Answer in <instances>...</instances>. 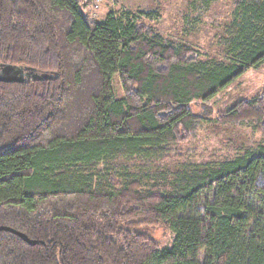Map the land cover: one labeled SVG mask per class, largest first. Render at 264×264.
Returning a JSON list of instances; mask_svg holds the SVG:
<instances>
[{
  "label": "trees",
  "instance_id": "trees-1",
  "mask_svg": "<svg viewBox=\"0 0 264 264\" xmlns=\"http://www.w3.org/2000/svg\"><path fill=\"white\" fill-rule=\"evenodd\" d=\"M227 1L219 61L166 41L153 12L92 20L81 0H0V65L47 76L0 81V264H264V145L147 190L95 182L97 163L194 139L205 118L190 105L264 64V0ZM216 122L264 135V93Z\"/></svg>",
  "mask_w": 264,
  "mask_h": 264
},
{
  "label": "rangeland",
  "instance_id": "rangeland-1",
  "mask_svg": "<svg viewBox=\"0 0 264 264\" xmlns=\"http://www.w3.org/2000/svg\"><path fill=\"white\" fill-rule=\"evenodd\" d=\"M84 12L92 20H99L110 10L153 12V21H147L166 41L187 44L219 61L226 60L224 53L225 28L231 19L232 7L227 0H101L97 8L95 0H81ZM116 97L122 96V89L116 78L111 81ZM264 93V64L250 68L229 86L207 102L190 105L193 113L202 116L196 137L191 140L167 146L157 156L119 158L113 162L95 165L96 186L118 188L117 183L125 180L139 182L143 190L169 180L182 166L212 165L231 159L250 150L257 153L264 145V135L250 126L232 127L216 122L218 115L241 100H248ZM150 237L159 247H168L173 238L170 230L162 225L149 228Z\"/></svg>",
  "mask_w": 264,
  "mask_h": 264
},
{
  "label": "water",
  "instance_id": "water-1",
  "mask_svg": "<svg viewBox=\"0 0 264 264\" xmlns=\"http://www.w3.org/2000/svg\"><path fill=\"white\" fill-rule=\"evenodd\" d=\"M35 73L30 68L12 66L8 64L0 65V81L2 82H22L26 78L35 77ZM38 78H46L45 74L37 75ZM5 228L0 227V230ZM25 239V237L21 234Z\"/></svg>",
  "mask_w": 264,
  "mask_h": 264
},
{
  "label": "built area",
  "instance_id": "built-area-1",
  "mask_svg": "<svg viewBox=\"0 0 264 264\" xmlns=\"http://www.w3.org/2000/svg\"><path fill=\"white\" fill-rule=\"evenodd\" d=\"M101 0H95V2L92 4V7L93 8H97L98 7V3L100 2Z\"/></svg>",
  "mask_w": 264,
  "mask_h": 264
},
{
  "label": "crops",
  "instance_id": "crops-1",
  "mask_svg": "<svg viewBox=\"0 0 264 264\" xmlns=\"http://www.w3.org/2000/svg\"><path fill=\"white\" fill-rule=\"evenodd\" d=\"M103 18V17H102Z\"/></svg>",
  "mask_w": 264,
  "mask_h": 264
}]
</instances>
